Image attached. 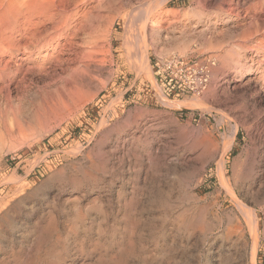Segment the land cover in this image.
Segmentation results:
<instances>
[{
	"label": "rangeland",
	"instance_id": "1",
	"mask_svg": "<svg viewBox=\"0 0 264 264\" xmlns=\"http://www.w3.org/2000/svg\"><path fill=\"white\" fill-rule=\"evenodd\" d=\"M148 1L88 0L52 43L9 41L25 47L2 60L0 264H264V50L221 62L239 0H165L144 19ZM172 53L214 57L202 93L158 73ZM239 203L259 217L255 255Z\"/></svg>",
	"mask_w": 264,
	"mask_h": 264
},
{
	"label": "bare ground",
	"instance_id": "2",
	"mask_svg": "<svg viewBox=\"0 0 264 264\" xmlns=\"http://www.w3.org/2000/svg\"><path fill=\"white\" fill-rule=\"evenodd\" d=\"M87 1L88 0H64L63 4H61L62 8L59 9L58 6L56 5V2H58L57 0H0L1 6L6 4L5 7H3L4 11L0 12V26H2V28L0 29V78L5 75L4 74L5 71H9L12 67L9 64L3 65V61H2L3 57L5 55H11L12 56L11 58H13L17 55L18 52L21 51V49L23 47H25V46L21 47L20 45H18V46L13 45V44L11 46L9 44V41H12V42L17 41V42H19V44L21 42L25 41L26 45L30 44L32 46H39L40 48H42L41 46L52 43L54 40L58 39V34L61 30L59 22H60V18L62 16L63 11H65L67 8H69V6L76 5V7H77V5H81V6L86 5ZM114 1H116V0H114ZM164 1L165 0H150V1L146 2V4H145L146 8H144V10H143L144 16H142V17L144 19H148L151 16V14L153 13L155 6L163 4ZM223 1H224L223 2L224 4H225V2H227V0H223ZM261 2L262 1H256L253 4H251L247 7H244L243 6V0H239L237 2V4H235L231 8V12L236 11L237 14L241 17L239 18L240 20L239 19L235 20L236 25H234L232 27L231 34L227 37L223 36L219 45L222 47L225 46V44L230 42V39L236 40L240 44L236 45V47L235 48L233 47L231 50H227V49H226L227 51L225 50V53H224L223 59H222L223 61H221V62H223L224 66L227 65L225 63H228L231 60H234L236 57L239 56V50L240 49H247V50L250 49L251 51H254L256 53L262 52L264 50V40H263L264 39V18H263L264 17V9H263L264 6L261 4ZM29 6L31 7V9H27ZM218 10L220 11L219 13H216L218 15V17L221 16L219 14L222 12H223L222 14H224L226 16L229 12L228 10L221 9V7H218ZM136 12H138V10ZM243 13H244V15H243ZM97 16H99V19H97L96 21L99 25L100 19L102 18V16L101 15H97ZM130 16L132 17V19H134L133 13L130 14ZM130 16H128V18ZM261 16H263V17L261 18ZM245 19H249V21L246 23H239L240 21L245 20ZM101 21H102V19H101ZM137 22H139V21H137ZM46 24H48V26L45 29H41L42 26L44 27ZM129 27H131V26H129ZM131 29H132V27H131ZM47 35H51L49 40L48 39L45 40ZM191 36L189 39H191ZM101 37H103V36L97 34L95 36V38H91V40H92L91 43L97 41ZM213 40H214L213 36H210V37L209 36H203L202 42H200L201 44L199 46L204 50L205 49L209 50V48H211L213 45ZM188 45H189V41H188V44H187V42L185 43L184 47L187 48ZM94 47H96V46H94ZM146 49H147V43L143 42L141 48L139 49L140 51L138 50L139 55H138V52L136 54V57L138 56L137 59L139 60V63L141 64L142 67L144 66L145 68L147 67L146 60H145ZM180 49H181L180 51H182L184 48L183 49L180 48ZM204 50H202V51H204ZM135 51L136 50H134V52ZM134 55H135V53H134ZM218 59H221V57ZM136 62H138V61H136ZM231 63H233V62H231ZM87 68L88 67H85V69H87ZM43 69H44L43 66H39L38 68H35L34 70H32L28 75L31 77H38V76H40V72ZM61 71H64V70H61ZM248 73H250V70L245 71V73H243L242 76H245ZM240 78H242V77H239V76L234 77L232 79V81L237 82V80ZM41 79L42 78L39 77L37 79V81H39ZM6 80L8 81V79H6ZM84 80H86V78H84ZM169 104L172 106H181V105L175 104V103H169ZM230 142H232L231 137L229 138V143ZM217 164H218L217 167H218L220 179H221L222 183L224 184V186L226 187L227 193H231L232 195H234L232 189L230 188L231 186H229L230 185L229 181L224 178V166H225L224 153H222L220 155V158H219ZM232 195H231V197H233ZM239 204H241V203H239ZM237 207H239V206L237 205ZM241 207L240 208L243 210V213H244L245 218H246L245 221H247L248 230H249L250 236L252 238V248H251L252 253L255 255L256 248H257V239H258V226H259L258 218L259 217H257V211L256 210L250 209L247 206H244L243 204H241ZM47 228L45 229V227H43V229H45V230H47ZM43 233H42V235H43ZM45 233H44V235H45ZM47 233L45 236H48ZM45 236H44V238H45ZM41 239H42V237H41ZM40 241H42V240H40ZM39 243L40 242H38V245H40ZM36 249H37V247H36ZM39 249H40V247H39ZM254 255H253V257H255ZM37 260H38V258H37ZM31 261L33 262L34 258H33V260L31 259ZM28 263H31V262L28 261Z\"/></svg>",
	"mask_w": 264,
	"mask_h": 264
},
{
	"label": "built area",
	"instance_id": "3",
	"mask_svg": "<svg viewBox=\"0 0 264 264\" xmlns=\"http://www.w3.org/2000/svg\"><path fill=\"white\" fill-rule=\"evenodd\" d=\"M214 58L199 60L172 53L155 62L158 73L168 84L182 92L200 94L208 86Z\"/></svg>",
	"mask_w": 264,
	"mask_h": 264
}]
</instances>
